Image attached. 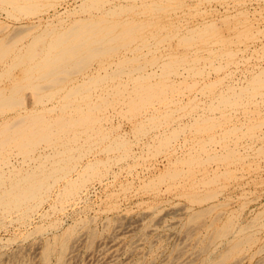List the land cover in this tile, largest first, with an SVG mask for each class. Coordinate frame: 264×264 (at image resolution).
Returning <instances> with one entry per match:
<instances>
[{"label": "rangeland", "instance_id": "374dc122", "mask_svg": "<svg viewBox=\"0 0 264 264\" xmlns=\"http://www.w3.org/2000/svg\"><path fill=\"white\" fill-rule=\"evenodd\" d=\"M98 1L101 2L102 5H105L103 6L105 8L110 6L112 4L111 2H113L112 0L110 1L109 0H98ZM166 1L167 0L163 2L162 6L164 5V7H162L161 9L164 11V8H165V11H164L165 13L161 11H155L154 21H156L158 25L159 24L163 25V23L165 24L167 23L168 26L167 25L165 26L164 24L165 30L167 28L169 29V24L173 22L174 26H173V23H171L170 25H172V27L174 28L172 27L170 28L177 29L178 27L179 29L178 31L181 32L182 36L179 34V32L177 33V30L176 32L174 31L175 34L173 33V31L168 32L167 36L165 33L160 34V32L163 30L162 29L159 30L160 32H158L159 33L158 38L160 37L159 38L160 40H158L159 42L155 41L154 43L156 44L154 45L155 50H152L151 53L153 52L152 53L153 55L155 56L161 55L162 57L156 58L158 59L156 60L157 62L155 64L153 63L151 67L150 61L153 59V56H151L150 48L148 50L149 52L147 51V49L144 48L145 50L142 49L144 51L142 50L141 51L142 52L147 51L146 53L143 54L146 56H142L143 58H140L138 60L141 67H143V64H144V67L146 68L145 71L147 73H151V74L156 73L155 74L156 76L160 75L161 73H164L163 74L164 76L161 74L157 79L161 81L159 85L163 84V86L161 87L165 90L164 95L161 94V95H158V97H155L157 100L155 98L154 99L151 98L153 100L150 99L148 101L150 104L147 103L148 104L147 107H146L147 105L146 103H145L146 104L145 106L144 104L143 106L140 104L141 106L139 105L138 107L136 106L137 104H134L132 105V108L137 107L138 111H137V108L135 110L133 108L132 111L130 112H126L125 107H123V104L126 105V102L124 101L123 97L119 96L118 100L115 97L114 98L109 97V100L111 102L109 106H105L102 109H99L100 108L99 107L98 110L96 109L95 117L97 116V118H100V119L98 123L92 124L93 130H91V132L90 131H87L86 133L83 132L85 131L84 128H82V131L79 130L80 129L79 127L76 129V131H78L75 136L77 143L74 142L75 139L73 141L74 145H76L74 147L75 149H73V151L69 154L70 158L69 156H68V159L66 157V160L63 162V164H61V167L67 166L68 168L69 167L72 168V166H70L71 164L77 165V166L75 165V169L71 170L72 172H70L71 177H73V182H75L74 187L77 190L76 191L77 194L75 195L76 197L70 196L71 198L69 199V196H67L66 193L64 194L63 191L66 192V190L64 189L65 181L60 179L59 177V178H56V180H54L55 181L53 184L54 186L51 185L48 188L47 186L46 188L45 186L43 187L45 188V190L43 189V192L45 193H43L42 196H39V198L36 197L38 199V200L36 199V201L42 200L36 203L37 205L36 208H33V209L31 208L33 205H35L36 201H33L29 204L30 209L33 211H31L29 207L27 208L29 212L26 209L25 215L27 214V216L24 217V219L26 220L24 221L21 220L22 216L20 214H15V215L13 214L8 217L2 215L5 218H1L2 220H0V264H16L14 263L15 261H12V257L13 255L14 256L19 255V253L23 254L27 258L32 259L33 264H38L36 261L38 260L40 254L42 253V248L46 244H52L54 241V238L60 235L69 226H72L75 223H78L80 221H85V220L87 221V219H89L88 220L89 224L91 223L90 227L91 228L93 227L94 231H96V233H98L100 237H98L93 242L92 247L88 249L85 245V242H86L85 237L82 236L81 237L82 240L79 241L80 244L78 245L77 250L73 254V257H72L73 259H71V264H94L93 260L95 257L96 247L98 244L97 240L102 238V240H106V243H107V241L110 240L107 238L114 229H115L114 231L117 230V232H119V234L122 235V236L120 235V237H122V243L120 244L119 248H122V247L123 248L125 247V248L124 250L123 248L120 249L121 250L120 254L121 253L122 254L121 255L119 254L118 257L116 256V259H114V261L112 260V262L107 263V264H131L132 261L136 259V257H138L139 260H141L142 263L144 264H151L152 261H154L152 264H164L167 262L168 258L172 255L173 251L181 247V242H182V247H183L184 226L189 216L195 214V212L196 214H199L200 212L204 210V208L205 210L208 209L207 216H201L202 218V219L200 218L201 222H209L213 218H216V217H219L225 214L227 215L236 214L235 215L236 220L239 223L241 222V224L243 222L248 223L250 220H252L253 217L255 218L259 211L260 213L261 212L263 213L264 211V100H263L264 99V89H263L264 86L262 85L260 89H257V87H255L256 84L253 83V78L254 77L256 78V76L261 77L262 75H264V0H216V1L215 0H173V1L168 0V2ZM171 1L173 2L172 6H171L172 4ZM76 2L77 0L75 2L70 3L71 6L68 4L69 5L68 6L66 4H62L61 1L58 0V4H55V5L56 6L58 5L57 10H58V14L61 17L58 16V14L55 17H52L53 15V14L51 15L52 9H50L52 7H48L47 10L48 9L49 10L46 11L47 15H50L48 19L45 18L46 15L42 14L44 12H41V14L38 13V14H35L36 16L32 15V17H30V15L25 16V17L22 16L21 17L22 19H18L15 21L11 19V17L8 15V12H10L9 5L7 6V3H5L4 1H0V5L2 6V7L0 6V23H3V25L5 24V28L8 27L7 30L5 31V32H8L14 29L16 30L18 28H21L22 26H25V25L28 26L34 21L36 23L37 21H39L36 19V17H40L42 21L40 20L39 22L41 23L42 28L43 27L51 28L55 26L58 27L57 25H59V23L61 24V26H64L66 28L67 26H69V24L73 22V20L77 19L78 17H82L83 15L86 14V11H83L81 7L77 6L80 4V2L79 4L77 2V5H76ZM114 2H116V0H114ZM3 5H6L7 8ZM72 8L74 10H71ZM89 10L91 11V13L93 12L95 13L97 11L92 8H89ZM5 11H7V14ZM156 16L159 19H157ZM160 16L162 17L160 18ZM168 20H169V23L167 22ZM174 20H178L179 22L180 21L184 22L185 26H184V23L181 24V22H180V25L181 26L183 25V27H181L180 25L176 26V24H178L179 22L176 21L177 23H175ZM48 23L51 24L52 26L51 25L48 26ZM209 24L211 26L213 25L212 29L211 27H209ZM193 27L198 28L201 31L205 30L206 32L211 29L210 31H212L213 33L209 31L211 34V35L209 34L210 35L209 36V35H206L208 34V32L207 33L202 32L203 34H201L200 36L199 34L197 35L199 38H197V36L195 37L194 35L195 42L192 41L190 43L189 42L185 43L182 41H177V37L180 36L178 40H181L185 34L188 35V33H184V32L186 30L192 29ZM21 29H25V28L23 27ZM214 32L216 33L215 34L216 36L215 35L212 36ZM158 33H156L155 35H157ZM169 33H171V35L174 34L176 36L177 42L174 40L175 36L170 35L171 36L170 37ZM21 34H24V32H22ZM27 36L25 35L24 38H27ZM202 36L205 38H201ZM185 37L188 38L189 35ZM223 37H224V40H223ZM168 40H171L173 42L175 41V44L178 43V46L180 45L184 48L181 49L182 47H177V45L173 46L174 43L170 41L168 42ZM28 41L29 39H25L24 44L28 43ZM164 41H166V43ZM183 43H185V46L183 45ZM23 46H22V50H23ZM156 46L158 47L156 48ZM171 46H173V48L175 47L174 49H176V47L177 49H180V50L176 49L178 53L175 50H173V48L171 49ZM152 47H153V44H152ZM171 50H173L175 53H173V51ZM181 50L184 52L182 53ZM210 50H213V52ZM180 51H181L182 56H184L185 54V57H186L187 55L188 60L190 59L193 60L196 58V56L200 58L203 57V60L198 58L199 59V60L197 59L198 62L196 61L195 62L196 65L194 64L193 66L194 69L190 68L191 70H189V68L185 67L184 65H181L177 67V68L179 67L180 68L178 69V71H176L177 73V74L175 73L176 75L173 73H169L168 76H165L166 73L162 72V68H160V65H158V63L161 64L165 62L167 59H169L167 61H170V60L172 61L174 58L173 59L171 58L172 57L171 54L172 55L175 54V56H179ZM227 51L229 53H232V55L230 54V56H227L229 55ZM205 52H208V53H205ZM221 54L224 56H221ZM167 55H169V57H167ZM148 57L152 59L150 60ZM164 57L166 59H162ZM8 60L10 59H6V62ZM106 60L109 61L111 60V58H106ZM142 60H146V61H143L142 63L140 62ZM146 62H149L148 66H145L147 65ZM139 63L137 64L139 65ZM93 64L91 65V67L94 70L89 69L91 67L88 68L89 69L88 73H92V75L95 73L96 69H97L96 72L100 71V68L97 66V63L96 65L95 64L93 65ZM111 65L114 66V64H111ZM106 67H110V66H106ZM184 67L186 69H184ZM14 68L16 70L19 69L18 67H14ZM14 68L11 71L14 70L15 72L16 70ZM113 69L115 68L113 67ZM159 69L160 71H158ZM192 70L193 71L195 70V72H193ZM136 74L137 73H135V76ZM151 74L149 75V78L153 77V74L152 75ZM74 76H77V75H73V77ZM262 77L264 78V76ZM166 78L169 80H167ZM165 79L166 81H163ZM122 80H124V77L122 78ZM150 81H153V79ZM170 82L175 83V84H171V86H169L170 84H167V83H170ZM249 85L251 86V88ZM252 85L254 86L252 87ZM120 86H121L120 88L123 89L122 90L123 92L127 91L130 94L131 91L133 90L134 85H132V83L128 81L126 85L121 84ZM237 87H239L241 90H238L239 88ZM169 88L171 90H169ZM224 88L227 89L228 91L227 93ZM236 88H237V92H236ZM248 88L249 90L251 89L250 90L251 92L247 90ZM253 88H255L256 90ZM242 89H245L243 90V92H246V91L247 92L243 94V92H241ZM90 90L92 92L89 91V93L93 94L94 96L96 95L95 93H99L100 91L99 88H93V89L91 88ZM229 90L232 92H230ZM224 91L226 94H228V96L225 95ZM220 92L223 93L222 95L223 97L225 96L226 98L233 97L231 101L233 103L235 102V104L238 103V106L236 107L234 104L230 105L228 103L229 104L228 105L226 103L227 106H229L230 108L229 107L223 108L225 104L222 105V103L224 102L222 101V99H219V95L222 94ZM234 92H236V94H234ZM238 92L240 93L239 96L241 97L237 96ZM31 93L32 91L25 90L21 94L29 95ZM230 93L232 94L229 95ZM233 94L235 95V98ZM248 95L249 96L252 95L253 98L249 97ZM217 96L219 100L216 99ZM222 96L220 95V98ZM96 98L98 97L93 98L94 102L96 101ZM162 98H165V99L163 100ZM171 98L175 101L174 103L176 102L177 103L174 104ZM239 98L241 100H239ZM169 99L171 101V104L169 101H167ZM29 100L33 101V99H29ZM212 100L214 101L216 100V102ZM244 100H246V102ZM54 102H52L51 104L53 105ZM167 103L169 104V106L167 105L165 107ZM214 103L216 104L214 105ZM196 104L199 105L197 106V108H196ZM218 106H220V108ZM120 107H123V108H120ZM140 107H143V108L141 109ZM211 107H214V109H212L211 110L212 113H208V116H207V112L208 111L210 112ZM216 107L219 108L221 111L217 109ZM121 109H123V111ZM156 109L158 111H154ZM214 110L216 112H213ZM161 112L162 113L165 112L166 115L167 114L168 115L162 117ZM127 114L129 115L128 117H127ZM152 115L153 116L157 115V117H155L157 118V120L155 119L156 121L153 119L154 117H152ZM204 116L205 117L207 116V118H205ZM208 117L210 120L208 119ZM216 118L218 119L217 121H215ZM146 119H149V120H146ZM197 119H199L198 124L197 122L195 123V121H198ZM200 119L202 120L200 121ZM151 120H154L155 123L159 122L158 124L156 123L159 126H157ZM150 121L152 122L153 125L154 124L155 125L152 126V124H150L151 123ZM220 122L222 124H220ZM190 123L197 124V125L194 124V127H192L193 124H191V127L193 130L190 127ZM223 123L224 124L226 123L227 125H224ZM218 124H220V126ZM186 125L189 126V128ZM213 125H216V126L213 127ZM221 125L223 126L221 127ZM140 126L143 129L140 128ZM239 126L241 127L239 128ZM248 126L249 127L251 126V127L249 128ZM210 127L211 129L212 127L214 129L211 130ZM247 127L249 129H247ZM95 128L96 129L98 128V130H96ZM201 128L202 129L204 128L203 131L201 130ZM220 128H222V130ZM136 129H137V132H138V129H140L138 133L136 132ZM195 129H198V130L195 131ZM206 129L209 131H206ZM225 129L228 130L229 133L225 132L226 131ZM140 131L144 133H141ZM221 131H223L224 134L225 133L229 134V135L225 134V137L228 136L227 139L224 138V134H221L222 133ZM79 132L80 134L78 135ZM97 132L99 133L95 135V133ZM105 132L107 133L105 134ZM172 133L173 134L175 133V134L172 135ZM90 135L91 137L92 136L93 137L90 138ZM154 135L155 136L157 135V137H155ZM213 135L215 136V138ZM85 136L89 137L88 138L89 140H87V137ZM212 136H213V140H211L210 142L209 138H211ZM221 136H223L222 137L223 139L221 138ZM79 137L81 138V140L79 139ZM153 137H155V139H153ZM165 137H167V139ZM216 137L218 139H216ZM100 138H101V141H100ZM156 138H157V142L155 141ZM200 138H203V139H200ZM206 139H207V144L210 143L207 146L209 147V149L206 147ZM215 139L216 141L218 140L219 142L216 143ZM219 139L222 140V142ZM224 139L226 141H224ZM111 140H112V144L110 143ZM196 140L199 141V142L197 141L198 143L204 144L202 146L204 147V149L206 147L205 150H208L207 153L200 144L195 142ZM163 141L165 142L168 141V143H165V142L163 143ZM119 142L122 144H120ZM158 142H159V145L163 143L162 144L163 147L161 145L159 146L158 144H156ZM232 142L235 143L234 146L232 145ZM82 144L83 146H81ZM166 144H170V145L166 146ZM223 144L227 146H224ZM60 145L62 146L61 143ZM199 145L202 148L199 147ZM164 146H166L167 148H165ZM158 147H161L162 150L163 149L167 150V152L164 150L165 152L163 153V151L160 150ZM181 147L183 148L182 151H181ZM188 147L190 148V151ZM44 148L45 146L44 144L42 145V143L41 145L36 147L37 150L41 149L42 152L44 151V153L46 152L47 154L52 152V149H50V147L47 148L46 146V148L45 149ZM156 148H158L159 151L161 152H159L158 149ZM191 148H194L193 153H192ZM198 148H200V150ZM229 148L232 149V151L235 152L236 154L234 153L233 155L232 153L230 154ZM258 149L260 152L258 151ZM184 150L187 153H185ZM188 151L190 152V156L193 157L195 155L196 157L194 156V158L195 159L198 158L196 160H198L199 162L201 161L200 164H195L198 167L194 165L195 167L191 166L193 167L191 168L184 164H183L184 166L175 165L176 160L185 159L189 156ZM200 151H201V154H200ZM255 151H258V152H255ZM79 154H80V157H78ZM208 154L212 155L210 157L217 156L215 158L216 159L218 158L219 160L223 159V157L225 158L227 155L228 156L226 157L227 158L226 161L221 160L222 162L221 161L218 162V160L217 161L215 160V163H214V161L210 160V157ZM219 154L222 156L218 157ZM229 154L230 156L232 155V157L233 156L234 157L233 158L230 157ZM75 155H78V156H75ZM228 157L232 159H228ZM73 158L75 161L73 160ZM202 158H205V159H202ZM236 158L240 160H237ZM69 159L73 161L71 162ZM21 160L22 159L20 158V156L18 155L15 156V159L12 161L13 166H9V167L11 168L15 167L16 169H19V166L23 168L26 167L24 164H22ZM207 160H210V161H207ZM87 162H92V163L94 162L93 164H94L95 169L92 167L93 165L87 168L86 167ZM9 167L7 168L5 167L6 169L4 168V170L6 171L9 170L10 169ZM171 168H172V171H171ZM81 169H84V170H81ZM89 169L91 170V172ZM88 170L91 175H89V172H87ZM169 170L173 173L175 171H177L178 173V171L180 170L179 171L180 173H178V175L179 174L181 175L178 176L177 179H173V180H171L170 178H165L168 180L170 179L169 181L168 180L166 181L158 180L162 176L161 173L168 172ZM220 171L222 173H225L226 175L221 174ZM95 172L97 174L99 173V175H97ZM79 174L80 175L82 174V176H79ZM214 174L219 175V176H216V177H219L218 178L219 180L214 179L216 178V177H213ZM61 175L62 174H60L59 176ZM86 176H87V179L90 180L89 182L88 180L86 181V179L83 180L84 178H86ZM211 176L213 179L211 178ZM207 177L208 179L211 178L210 179L211 181L208 180ZM220 177H223V178L225 177V178L222 181V178L220 179ZM227 177H230V178H227ZM205 178L207 179V181ZM50 180L53 182L52 179H49L48 183L52 184ZM213 180H215L214 182H217V181L218 182L214 183ZM208 181H210V184L206 183ZM81 182L85 184L82 186ZM200 183H205V184L204 185L202 184L203 185L202 186L200 185ZM194 184L195 185L197 184V185L195 186ZM79 185L82 186V188ZM151 186L153 187L151 188ZM212 190L217 193V196L215 193L214 194L212 193V196H211V192H213ZM47 191H49V193ZM186 193L189 198L186 197L187 196ZM203 193L206 195H204ZM207 193L209 195H207ZM192 194L194 196L196 195L195 196L196 198H201V199L204 198L203 200L205 201L201 203H196L194 201H191L192 196H193ZM201 196H204V197H201ZM214 198H216L217 200ZM206 200H207V203H206ZM63 201H66V202H63ZM190 202H192V204ZM38 204L40 206H38ZM218 204L219 206L217 207ZM208 205L209 206L211 205V206L208 207ZM50 207L51 208L53 207V208L49 209ZM211 207L213 209L212 213H210L212 210ZM59 209H61V211H59ZM199 210L201 211L198 212ZM18 219L20 220V222L18 221ZM119 223H120V227L117 228V226H119ZM107 224H111L110 228H105ZM141 227L143 229L146 228L145 231L151 230L150 232L147 231V239H145V241L143 239H138V237H136V231L139 229H142ZM104 228L106 229V231ZM257 229L258 230H257L256 235L257 236L259 235L258 236L259 239L257 238L259 241L257 240L258 243L251 245L252 246L250 247L251 250L245 251L246 253L244 254V257L242 258L243 260L241 261L240 264H264V252H263L264 247L261 248L262 253H260L261 251L259 249H258L259 252L258 250H256L258 247H261L262 243H263L262 245H264V239H263L264 238V227L263 228L258 227ZM202 230L199 235L198 233L200 229L197 230L198 232L196 235L198 236L201 235V237H203V235H205V232L204 231L202 232ZM110 245L111 244H109L107 248H109ZM133 246L138 247V248L137 247L134 248V250H136L135 253L126 252L130 248H133ZM148 248H151L152 250ZM256 251L258 253H256ZM13 252H15V254ZM250 252L253 254L254 257L253 256L251 258L249 257ZM135 254L137 255L135 256ZM8 258L10 260H8ZM51 262L54 263L55 258H52ZM194 264H196V261L194 262Z\"/></svg>", "mask_w": 264, "mask_h": 264}, {"label": "bare ground", "instance_id": "6f19581e", "mask_svg": "<svg viewBox=\"0 0 264 264\" xmlns=\"http://www.w3.org/2000/svg\"><path fill=\"white\" fill-rule=\"evenodd\" d=\"M0 1H4L5 3H7V6L9 5V7H10L9 11L10 12H8V15L11 17V19H13L15 21L18 19H22L21 18L22 16L25 17V16L30 15V17H32V15H35L38 13L41 14V12H44L42 14L46 15L45 18L48 19L50 17V15H47V13H46V11L49 10V9L47 10L48 7H52V8H50V9H52V12H51V15L53 14L52 17H55L58 14V10H57L58 5L57 6L55 5V4H58V0H0ZM60 1L62 4H66V5L69 4L70 5V3L75 2L76 0H60ZM112 1H113V2H111L112 4L105 8V7H103L105 5H102L101 2H99L98 0H77L78 4H79V2H80V4L77 5V2H76V5L78 7H81V9L83 11H86V14L83 15L82 17H78L75 20L72 19L73 22L71 24H69V26H67L66 28L64 26H61L60 23H59V25H57L58 27L55 26V27H51V28H48V27L42 28V25L39 22L41 20L40 17H36V19L39 20L36 23L34 21L33 23L29 24L28 26L25 25V26L21 27V28L24 27L25 29L18 28L16 30L14 29V30L8 31V32H5L8 27L5 28V24L3 25V23H0V33H1L0 34V78H1V80H0V220H2L1 218H5L2 215L8 217V216L13 215V214L14 215L20 214L22 216L21 220H23V221L26 220V219H24V217L27 216V214L25 215V212H26V209L29 207V204L33 201H36V199H37L36 197L39 198V196H42V194L45 193V192H43V189L45 190L46 186H47V188L50 187L51 185L54 186L53 185L55 182L54 180H56V178H59V177H60V179L65 181V182L63 181L65 184L64 189L66 190V192L63 191L64 194L66 193V195L69 196V199L72 196L76 197L75 195L77 194V192H76L77 190L74 187L75 182H73V177H71V175H70V172H72L71 170L75 169L76 164L75 165L71 164L70 166H72V168H70V167L68 168L67 166L61 167V164H63V162L66 160V157L68 159L69 154L73 151V149H75L74 147L76 145H74V142L77 143L75 136H76V133L78 132V131H76V129L79 127L80 128L79 130H81V131H82V128H84L85 131H83V132H85V133L87 131L91 132V130H93L92 124L98 123V121L100 119V118H97V116L95 117L96 109L98 110L99 107H100L99 109H102L105 106H109V104H111L109 97L110 98L115 97L117 100H118L119 96L123 97L124 101L126 102V105L123 104V107H125L126 112H130L134 108V107L132 108V105L137 104L136 106L138 107L140 104L142 106L144 104V106H145L147 103H149L148 101L151 98L154 99L155 97H158V95H161V94L164 95L165 90L161 87V86H163V84L159 85L161 81L157 80L158 77L161 74L163 75L164 73H161L158 76L155 75L156 73L155 74L152 73L153 77L150 76L151 78H149V75L151 73H147L145 71L146 68L144 67V64H143V67H141L138 60L140 58H143L142 56H146L143 54L146 53L149 50V48H150V53L152 50H155L154 45H156V44H154V43H155V41L160 40L159 39L160 37L158 38V35H159L158 32H160L159 30L162 29L163 31H161L160 34L165 33L166 36L168 35L167 33L170 31H173V33L175 34V32L177 30V33L179 32V34L182 36L181 32L178 31L179 30L178 27H177V29H171L170 28V27H172V25H170V24L173 22H171L169 24V29L167 28L165 30L164 27L167 25V23L166 24L163 23V25H160V24L158 25V23L156 21H154V18H155L154 12L155 11H161V12L165 11V8H164V11L161 10L162 7H164V5L162 6V4L165 0H116V2H114V0H112ZM166 2H168V0ZM172 5H173V2L171 4V6ZM3 6L6 7V5H3ZM59 7H61V6H59ZM165 7H167V6H165ZM89 8L95 9L97 11L95 13L94 12L91 13ZM64 9H66V8H64ZM6 10H8V9H6ZM71 10H74V9L72 8ZM5 12L7 14V11H5ZM58 16H60V15L58 14ZM161 17L162 16H160V18ZM156 18H157V16H156ZM157 19H159V18H157ZM43 20H44V18H43ZM176 21H178V20H174L175 23H177ZM167 22L169 23V20ZM180 22H181V24L184 23L182 21H180ZM180 22L178 24H176V26L180 25ZM154 24L156 26L157 25L158 26L156 27ZM164 24H165V26H164ZM50 25L51 24L48 23V26H50ZM189 25H190V23H189ZM173 26H174V23H173ZM184 26H185V23H184ZM212 26L209 24V27H211V29H212ZM181 27H183V25ZM207 27H208V25H207ZM172 28H174V27H172ZM189 28H187V29H189ZM156 30H158V31H156ZM209 31H207L208 34H206V35H209L210 32L213 33L212 31H210V32ZM214 31H215V29H214ZM22 32H24V34H21ZM202 32H206V31L205 30L201 31L200 29L193 27L192 29L186 30L184 32V33H188L189 37H191V38H189V37L186 38L185 36H188V35L185 34L181 40H178V38L180 36L177 34L179 36V37H177V41H182L185 43L186 42L190 43L192 41L195 42V40H194L195 37L198 34H199V36L201 34H203ZM156 33H158V34L155 35ZM171 33H169V36L171 35ZM174 34H172V35L175 36ZM215 34L216 33L214 32V34H212V36ZM25 35L26 36L28 35L27 38H24ZM194 35H195V37H194ZM169 36H168V38H169ZM168 38H166V39H168ZM197 38H199V37L197 36ZM201 38H205V37L202 36ZM25 39H29L28 43H26V44H24ZM173 39H174V37H173ZM171 40H168V42L169 41L173 42ZM174 40L176 41V36H175ZM223 40H224V37H223ZM166 41H164V42L166 43ZM175 41L173 42L174 43L173 46L177 45V47H182L180 45L178 46V43L175 44ZM196 41H197V39H196ZM185 43H183L184 46H185ZM152 44H153V47H152ZM209 45H211V44H209ZM22 46H23V50H22ZM173 46H171V49L173 48ZM157 47L158 46H156V48ZM177 47H176V49H177ZM144 48L147 49V51L142 52L145 50ZM169 48H170V46H169ZM174 48H173V50L176 51V49H174ZM183 48L184 47H182L181 49H183ZM142 49H144V50H142ZM205 49H207V48H205ZM173 50H171V51H173ZM177 50H180V49H177ZM184 50H186V49H184ZM181 51L179 52L180 53L179 56H175V54L174 55L171 54L172 57L171 56L170 57L172 59L174 58L172 61L170 60L171 62L167 61V60H169V59H167L166 61L164 60L165 62H163L161 64L158 63V65H160V68H162V72L166 73L165 76H168L169 73L175 74L176 71H178V69L180 68V67L179 68H177V67L181 66V65H184L185 67L189 68V70H191L190 68L194 69L193 66H194L195 62L197 61V59L199 58V59L203 60V57L200 58L197 56L195 59H193L194 58L193 57L192 58L193 60H191V59L188 60L187 55H186V57H185V54H184V56L181 55ZM210 51L213 52V50H210ZM183 52L184 51H182V53ZM150 53H148V54H150ZM152 53H151V56H153V59L151 58L152 59L151 60L149 58L150 56L148 57L151 60V61L149 60L151 67H152L153 63L155 64L157 62L156 60H158V59H156V58L162 57L161 55L155 56ZM173 53H175V52L173 51ZM205 53H208V52H205ZM230 54L232 55V53H229V55H227V54L226 55L230 56ZM214 56H216V55H214ZM221 56H224V55L221 54ZM112 57H114V58H112ZM167 57H169V55H167ZM191 57H192V55H191ZM106 58H111V60L108 61V60H106ZM6 59H10V60H8L6 62ZM162 59H166V58L164 57ZM143 61H146V60H142L140 62L143 63ZM93 63L95 65L97 63V66L100 68V71H99L100 73L98 71L96 72L97 69L95 70L96 75H95V73L93 75H92V73H88L89 69H91V70L93 69L91 67V65ZM110 63L114 64V66H112ZM137 63H139V65ZM148 63L149 62H146L147 65H145V66H148ZM106 66H110V67H106ZM14 67H18L19 69L16 70ZM89 67H91V68H89ZM113 67L115 69H113ZM185 67H184V69H186ZM13 68L16 70L15 72H14V70L11 71ZM95 68H96V66H95ZM158 71H160V69ZM193 72H195V70ZM135 73H137L136 76H135ZM185 73H187V72H185ZM73 75H77V76L73 77ZM262 76H264V75H262ZM262 76L261 77L256 76V78L253 76L254 77L253 83L256 84L255 87H257V89H260V87L262 85L264 86V78ZM75 77H77V78H75ZM123 77H124V80H122ZM152 79H153V81H150ZM166 79L163 81H166ZM167 80H169V79H167ZM128 81L131 82L132 85H134L133 90L131 91L130 94L127 91H126L127 93L123 92L122 91L123 89L120 88L121 84L126 85ZM107 84H108V86H107ZM167 84H170L169 86H171V84H175V83L170 82ZM169 86H167V87H169ZM253 86L254 85H252V87ZM91 88L92 89L93 88H99L100 91H99V93H95V91H94V93L96 94L94 96L93 94L89 93V91H91L90 90ZM170 88H172V87H170ZM170 88H169V90H171ZM237 88H239V87H237ZM237 88H236V92H237ZM250 88H251V86H250ZM131 89H129V90H131ZM231 89H233V88H231ZM253 89H255V88H253ZM25 90L32 91V93L29 95L28 94H21ZM225 90L227 93L228 92L227 89H225ZM238 90H241V89L239 88ZM243 90H245V89H242L241 92H243ZM247 90H249V88ZM166 91H168V90H166ZM233 91H235V90H233ZM172 92H173V90H172ZM222 92H220V93H222ZM230 92H232V91H230ZM236 92H234V94H236ZM239 92H238L237 96L241 97V96H239L240 95ZM246 92H243V94ZM26 93H28V92H26ZM220 93H218V94H220ZM224 93H225V91H224ZM226 93H225V95L228 96V94H226ZM168 94H169V92H168ZM231 94L232 93H230L229 95H231ZM220 95L222 96L223 93ZM220 95H219V99H222V101L224 102V103H222V105L225 104L224 107L222 106L223 108H225V107L228 108L229 107V106H227L228 103L230 105L234 104L236 107L238 106L237 102H236L237 104H235V102L233 103L231 101V99L233 97L232 98H230V97L226 98V96L225 97L222 96L220 98ZM95 97H98V98H96V101L94 102L93 98H95ZM249 97L253 98L252 95ZM234 98H235V95H234ZM29 99H33V101L29 100ZM153 99H151V100H153ZM162 99L164 100L165 98H162ZM167 99H168V97H167ZM216 99H218V96ZM117 100H115V101H117ZM171 100L173 101V103L175 102L172 98H171ZM239 100H241V99L239 98ZM167 101H169L171 104L170 99ZM212 101H214V100H212ZM222 101H220V102H222ZM244 101L246 102V100H244ZM52 102H54L56 104L53 103V105H52L51 104ZM214 102H216V100ZM156 103H158V102H156ZM176 103H174V104H176ZM159 104H160V102H159ZM178 104H179V102H178ZM186 104H187V102H186ZM215 104L216 103H214V105ZM154 105H156V104H154ZM167 105L169 106V104L167 103L165 105V107ZM147 106H148V104L146 105V107ZM197 106H199V105L196 104V108H197ZM211 106H213V105H211ZM220 106H218V107L220 108ZM123 107H120V108H123ZM236 107H235V109H236ZM136 108H134V110ZM140 108L142 109L143 107H140ZM219 108H217V109H219ZM212 109H214V107H211L210 112L209 111L207 112V116H208V113H212L211 112ZM217 109H215V110H217ZM121 110L123 111V109H121ZM215 110L213 112H216ZM137 111H138V108H137ZM154 111H158V110L156 109ZM151 112H153V111H151ZM162 112H161L162 117L168 115V114L166 115L165 112H164L165 113V115H164V113H162ZM189 114H191V113H189ZM130 115H132V114H130ZM153 115H152V117H154L153 119L157 120V118H155V117H157V115L156 116H153ZM125 116H126V114H125ZM128 116L129 115L127 114V117ZM207 116L206 117L204 116V117L207 118ZM222 116H223V114H222ZM198 118H200V117H198ZM158 119H159V117H158ZM167 119H168V117H167ZM192 119H194V118H192ZM208 119H209V117H208ZM146 120H149V119H146ZM154 120H151V121L153 123H155ZM197 120L198 121H195V123L197 122V124H198L199 119H197ZM201 120L202 119H200V121ZM217 120L218 119L216 118L215 121H217ZM211 121H212V119H211ZM152 122L150 124H152ZM195 123H190V127H191V124H193L192 127H194ZM140 124H142V123H140ZM197 124H195V125H197ZM211 124H212V122H211ZM220 124H222V123L220 122ZM220 124H218V125L220 126ZM143 125H144V123H143ZM145 125H146V123H145ZM154 125L152 124V126H154ZM224 125H227V124L225 123ZM141 126H140V128H142ZM157 126H159V125H157ZM214 126H216V125H213V127ZM222 126L223 125H221V127ZM183 127H185V126H183ZM187 127L189 128V126H187ZM192 127H191V129H192ZM213 127H212V129H214ZM240 127L241 126H239V128ZM248 127H247V129L250 128V127L249 128ZM102 128H103V126H102ZM235 128H233V129H235ZM203 129L201 128L202 131H203ZM210 129H211V127H210ZM220 129L222 130V128H220ZM226 129H228V128H226ZM237 129H236V131H237ZM96 130H98V128ZM139 130L140 129H138V132H139ZM188 130H190V129H188ZM197 130L198 129H195V131H197ZM228 130H230V129H228ZM228 130H226L225 132H228ZM206 131H209V130L206 129ZM80 132L78 133V135L80 134ZM136 132H137V129H136ZM198 132H200V131H198ZM221 132H222L221 134H224L223 131H221ZM98 133L99 132L95 133V135ZM106 133L107 132H105V134ZM141 133H144V132H141ZM192 133H194V132H192ZM219 133H220V131H219ZM232 133H234V132H232ZM174 134L172 133V135H174ZM225 134H224V138L227 139L228 136L225 137ZM237 135H239V134H237ZM213 136L211 138H209L210 140L208 139L210 142H211V140H213ZM85 137H87V136H85ZM92 137L90 135V138H92ZM155 137H157V135ZM155 137H153V139H155ZM222 137L223 136H221V138ZM236 137H234V138H236ZM88 138L89 137H87V140H89ZM101 138H100V141H101ZM165 138L167 139V137H165ZM214 138H215V136H214ZM74 139H75V141H74ZM79 139L81 140L80 137H79ZM200 139H203V138H200ZM216 139H218V138L216 137ZM216 139H215V142L216 143L219 142L218 140L216 141ZM198 140H196L195 142H197ZM155 141L157 142V138ZM220 141L222 142V140H220ZM224 141H226V140L224 139ZM114 142H115V140H114ZM114 142H113V144H114ZM159 142H160V140H159ZM159 142L156 144L159 145ZM164 142L165 141H163V143ZM41 143H42V145L44 144L45 148H46V146H47V148L50 147V149H52V152L47 154L46 152L44 153V151L42 152L41 149L37 150L36 147L41 145ZM60 143L62 144V146L60 145ZM110 143L112 144V140ZM165 143H168V141ZM187 143H188V141H187ZM236 143H238V142H236ZM120 144H122V143H120ZM162 144H160V145L162 146ZM194 144H196V143H194ZM198 144H200V143H198ZM209 144H207V139H206V147ZM234 144L235 143L232 142L233 146H234ZM255 144H257V143H255ZM167 145L169 146L170 144H166V146ZM200 145L202 146L204 144L201 143ZM200 145H199V147H201ZM81 146H83V144ZM119 146H121V145H119ZM166 146H164V147L167 148ZM180 146H182V145H180ZM224 146H227V145H224ZM110 147H112V146H110ZM113 147H115V146H113ZM206 147H205V149H206ZM228 147H229V145H228ZM125 148H127V147H125ZM158 148L160 150H162L161 147H158ZM158 148H156V149H158ZM207 148L209 149V147H207ZM159 149H158V151H159ZM182 149L183 148L181 147V151H182ZM193 149L194 148H191L192 153L194 152ZM198 149L200 150V148H198ZM203 149H204V147H203ZM164 150L165 149L162 150L163 153L165 151L167 152V150H165V151ZM176 150H178V149H176ZM199 150H197V151H199ZM189 151H190V148H189ZM205 151L207 153L208 150H205ZM258 151H259V149H258ZM258 151H255V152H258ZM159 152H161V151H159ZM184 152H185V150H184ZM225 152H226V150H225ZM225 152H224V154H225ZM185 153H187V152H185ZM211 153H209V154H211ZM229 153L230 154L232 153V155H233V153L236 154L230 148H229ZM174 154H175V152H174ZM200 154H201V151H200ZM220 154L218 155V157L222 156ZM224 154H223V156H224ZM230 154H229V156H230ZM17 155L20 156V158L22 159L21 160L22 164H24L26 167L23 168V167L19 166V169H16L15 167L14 168L9 167V166H13L12 161L15 159V156H17ZM188 155L189 156L188 157L186 156L187 158H185V159L176 160L175 165H182V166L187 165V166L191 167V166H194L195 164H200L201 161L199 162L198 160H196L198 158L195 159L194 158L195 155L193 157L190 156V152ZM215 155H217V154H215ZM232 155L230 157H232ZM75 156H78V155H75ZM210 156H212V155H209V157ZM78 157H80V154ZM215 157H217V156H215ZM215 157H210V160L214 161V163H215V160L216 161L218 160V162H220L221 160L226 161V159H227L226 157L225 158L223 157V159L219 160L218 158L216 159ZM69 158H70V156H69ZM205 158H202V159H205ZM232 158L228 157V159H232ZM73 160H74V158H73ZM210 160H207V161H210ZM237 160H240V159H237ZM93 163L87 162L86 167L89 168L93 165L92 167L94 168ZM195 166H197V165H195ZM5 167L6 168L9 167L10 169L6 171V170H4ZM173 167H174V165H173ZM191 168H193V167H191ZM81 170H84V169H81ZM89 170L87 172H89ZM169 171L161 173L162 176L158 180H160V181L168 180L165 178H170L171 180H173V179H177L178 176L181 175V174L178 175V173H180L179 172L180 170L178 171V173H177V171H175L174 173L171 172L172 168H171V171L170 172ZM212 171H214V170H212ZM90 172H91V170H90ZM90 172H89V175H91ZM60 174H62V175L59 176ZM221 174L226 175L225 173H222V172H221ZM97 175H99V173ZM79 176H82V174L81 175L79 174ZM216 176H219V175L214 174L213 177H216ZM81 178H83V177H81ZM211 178H212V176H211ZM218 178L219 177H216L214 179L219 180ZM221 178L223 181L225 177L224 178L220 177V179ZM227 178H230V177H227ZM49 179L53 180V182L50 180L52 182V184L48 183ZM85 179H86V181L88 180L87 176L83 180H85ZM207 179H208V177H207ZM207 179H206V181H207ZM210 179H208V180H210ZM158 180H157V182H158ZM215 180H213V182ZM89 181L90 180H88V182ZM210 181H208L206 183L210 184ZM82 182H84V181H82ZM217 182H214V183H217ZM84 184L82 183V186ZM148 184H149V182H148ZM155 184H156V182H155ZM202 184L204 185L205 183H200V185H202ZM44 186H45V188H43ZM75 186H76V184H75ZM82 186H80V187L82 188ZM152 187L153 186H151V188ZM144 188H146V187H144ZM223 188H225V187H223ZM77 189H78V187H77ZM47 192L49 193V191H47ZM212 193L213 194L215 193L217 196V193L214 191L211 192V196H212ZM186 195H187V193H186ZM204 195H206V194H204ZM207 195H209V194L207 193ZM195 196L194 195L192 196L191 201H194L196 203H201V202L205 201V200H203L204 198H202V199L196 198ZM186 197L189 198L188 195ZM201 197H204V196H201ZM55 199H56V197H55ZM214 199H216V198H214ZM43 200H45V199H43ZM40 201H42V200H40ZM40 201H36L35 205H33L31 208L32 209L36 208L37 207L36 203H38ZM63 202H66V201H63ZM190 203L192 204V202H190ZM206 203H207V200H206ZM39 204H41V203H39ZM39 204H38V206H40ZM193 204H195V203H193ZM197 205H199V204H197ZM210 206L208 205V207H210ZM218 206H219V204L217 205V207ZM52 208L50 207L49 209H52ZM29 209H30V207H29ZM211 209H212V207H211ZM207 210H205V208H204V210L202 212H200L201 210L198 211V212H200L199 214H196V212H195V214L192 213L193 215L189 216V218H188V220L184 226V229H183V233H184V235H183L184 236L183 247H182V242H181V247L175 249L173 251L172 255L168 258L167 262L164 264H194L195 261H196V264H230V262H231V264H240L241 261L243 260L242 258L244 257V254L246 253L245 251L251 250V248H250V247H252L251 245L258 243V241H259L258 236L259 235L258 236L256 235L257 230H258L257 228L258 227L259 228L264 227V211H263V213L262 212L260 213V211H259L258 214L256 215V217L255 218L253 217L254 219L251 217L252 220H250L248 223L243 222L241 224V222L239 223L236 220V217H235L236 214L233 215V214L229 213L230 215H227V214H225V212H224L225 215H221L219 217L213 218L209 222H201L200 221L202 219L201 216H207ZM27 211H28V209H27ZM31 211H33V210H31ZM59 211H61V209H59ZM212 211H213V209L211 210L210 213H212ZM253 216H255V215H253ZM88 220L89 219H87V221L85 220V221H80L78 223H75L74 225L69 226L67 229H65L60 235L56 236L55 238L53 236V238H54L53 243L51 241L52 244H46L42 248V253L40 254V256L36 262L38 264H71V259H73L72 258L73 254L77 250L78 245L80 244L79 241L82 240V238H81L82 236L85 237L86 247L88 249H90V247H92L93 242L100 236L98 233H96V231H94L93 227L92 228L90 227L91 223L89 224ZM18 221L20 222L19 219H18ZM28 221H29V219H28ZM203 221H205V220H203ZM110 225L111 224H107V226L106 227L104 226V227L110 228ZM119 227H120V223H119V226H117V228H119ZM144 227H145V225H144ZM111 228H113V227H111ZM181 228H180V230H181ZM199 229H200V231H199L198 235L201 233L202 229H203L202 232L203 231L205 232V235H203V237H201V235L200 236L196 235L198 232L197 230H199ZM114 230L113 231L111 230L112 231L110 233L111 236L109 235L107 238L110 240H108L107 243H106V240H102V238L97 240L98 244L96 247L95 257L93 260L94 264H107V263L112 262V260L114 261V259H116V256L117 257L119 256L120 251H121L120 249L123 248V247L119 248L120 244L122 243V237H120L121 234H119V232H117V230L116 231H114ZM145 230H146V228L145 229L142 228V229L137 230L136 231V237H138V239H143L145 241V239H147V231H149V230H147V231H145ZM36 231H37V229H36ZM105 231H106V229H105ZM183 236H181V237H183ZM143 240H142V242H143ZM150 241H148V242H150ZM109 244H111V245L109 248H107ZM259 244H260V242H259ZM262 244H261V247H258L256 249V250L259 249L261 251L260 253H262L261 248L264 247V245H262ZM122 246H123V244H122ZM136 247L133 246V248H130V249L128 248L129 250L126 249L127 250L126 252L135 253L136 250H134V248H136ZM124 248H123V250H124ZM148 249H151V248H148ZM259 250H258V252H259ZM258 252L256 251V253H258ZM13 253L15 254V252H13ZM93 253H94V251H93ZM251 254L252 253L250 252V255H249L250 258L253 256V254L252 255ZM136 255L137 254H135V256ZM256 255H258V254H256ZM52 258H55L54 263L51 262ZM8 260H10V259L8 258ZM12 261H15L14 263H16V264H33L32 259L25 257L21 253H19V255H16V256L13 255ZM153 262L154 261H152V263ZM131 264H144V263H142V261L139 260L138 257H136V259H134Z\"/></svg>", "mask_w": 264, "mask_h": 264}]
</instances>
